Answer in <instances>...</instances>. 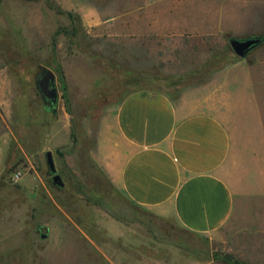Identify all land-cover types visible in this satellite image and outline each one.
<instances>
[{
	"label": "rangeland",
	"instance_id": "rangeland-1",
	"mask_svg": "<svg viewBox=\"0 0 264 264\" xmlns=\"http://www.w3.org/2000/svg\"><path fill=\"white\" fill-rule=\"evenodd\" d=\"M124 2L0 0V264H228L220 258L224 255L249 262L242 252L233 251L234 242L191 234L134 205L97 164L100 125L123 95L144 89L179 99L208 83L220 65L243 62L229 45L225 61L209 73L186 79L173 74L171 63L162 70L157 67L155 45L148 43L137 51L145 62L139 72L112 70L102 60L121 62L107 50L120 56L123 51L88 35L77 10H111ZM250 56L244 62H252ZM60 67L73 78L71 87L66 81L67 92ZM92 68L102 80L97 91L83 97L77 82L90 84L95 78L78 73ZM129 68L135 69L121 66ZM48 69L56 74V107L38 84ZM229 88L246 91L251 103L248 118L264 121V70H256L251 78L239 68ZM48 152L64 187L53 182ZM18 173L21 179L16 181Z\"/></svg>",
	"mask_w": 264,
	"mask_h": 264
},
{
	"label": "crops",
	"instance_id": "crops-1",
	"mask_svg": "<svg viewBox=\"0 0 264 264\" xmlns=\"http://www.w3.org/2000/svg\"><path fill=\"white\" fill-rule=\"evenodd\" d=\"M77 12L88 35L123 51L107 50L121 63H102L128 74L145 65L137 51L148 43L157 67L171 63L173 74L188 79L225 61L232 39L264 35V0H125L121 8ZM262 48L250 53L252 62L220 65L179 99L144 89L123 95L102 120L96 153L131 203L191 234L234 242L247 264H264L255 259H264V121L248 118L249 94L229 83L239 68L251 78L264 70ZM80 75L96 79L77 82L83 97L99 89L98 70ZM65 79L71 87L73 78Z\"/></svg>",
	"mask_w": 264,
	"mask_h": 264
},
{
	"label": "water",
	"instance_id": "water-1",
	"mask_svg": "<svg viewBox=\"0 0 264 264\" xmlns=\"http://www.w3.org/2000/svg\"><path fill=\"white\" fill-rule=\"evenodd\" d=\"M230 45L234 53L240 58H247L249 54L259 46V40L255 38H249L244 40L232 39ZM39 88L42 92V95L49 101L52 102V105H57L58 103V89L56 87V74L48 69L46 74L39 81ZM53 84L54 88L50 90L49 86ZM48 166L53 175V182L59 187H64V182L62 181L61 176L58 174L56 164L52 152L47 153ZM43 239L47 238V235H42Z\"/></svg>",
	"mask_w": 264,
	"mask_h": 264
},
{
	"label": "trees",
	"instance_id": "trees-1",
	"mask_svg": "<svg viewBox=\"0 0 264 264\" xmlns=\"http://www.w3.org/2000/svg\"><path fill=\"white\" fill-rule=\"evenodd\" d=\"M69 16H72V14L69 13ZM253 38L259 40V46H261L262 44H264V35L257 36V37H253ZM54 49H56V39L54 40ZM59 72L61 74V78L60 79H61V81L64 84V91L67 92L66 79H65V75H64V72H63L62 67L59 68ZM53 106L56 107V105H53ZM220 258L225 263H228V264H247V263L243 262L242 260H240L238 258H235L232 255H224V256H221Z\"/></svg>",
	"mask_w": 264,
	"mask_h": 264
},
{
	"label": "built area",
	"instance_id": "built-area-1",
	"mask_svg": "<svg viewBox=\"0 0 264 264\" xmlns=\"http://www.w3.org/2000/svg\"><path fill=\"white\" fill-rule=\"evenodd\" d=\"M21 179V174L20 173H18L17 175H15V180L16 181H19Z\"/></svg>",
	"mask_w": 264,
	"mask_h": 264
},
{
	"label": "flooded vegetation",
	"instance_id": "flooded-vegetation-1",
	"mask_svg": "<svg viewBox=\"0 0 264 264\" xmlns=\"http://www.w3.org/2000/svg\"><path fill=\"white\" fill-rule=\"evenodd\" d=\"M43 77V76H42ZM41 77V78H42ZM41 80V79H40ZM56 87H57V85H56ZM49 88H50V90H52L53 88H54V86H53V84H50V86H49ZM58 89V88H57ZM49 101V100H48ZM49 102H51V101H49ZM51 104H52V102H51Z\"/></svg>",
	"mask_w": 264,
	"mask_h": 264
}]
</instances>
